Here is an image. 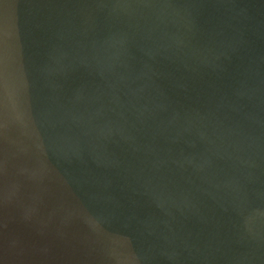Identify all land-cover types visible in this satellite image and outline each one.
I'll return each instance as SVG.
<instances>
[{
  "label": "water",
  "instance_id": "water-1",
  "mask_svg": "<svg viewBox=\"0 0 264 264\" xmlns=\"http://www.w3.org/2000/svg\"><path fill=\"white\" fill-rule=\"evenodd\" d=\"M0 264H264V0H0Z\"/></svg>",
  "mask_w": 264,
  "mask_h": 264
}]
</instances>
